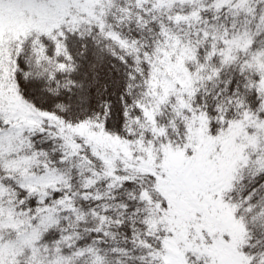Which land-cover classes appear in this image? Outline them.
I'll use <instances>...</instances> for the list:
<instances>
[{"label": "snow or ice", "instance_id": "1", "mask_svg": "<svg viewBox=\"0 0 264 264\" xmlns=\"http://www.w3.org/2000/svg\"><path fill=\"white\" fill-rule=\"evenodd\" d=\"M0 264H264V0H0Z\"/></svg>", "mask_w": 264, "mask_h": 264}]
</instances>
